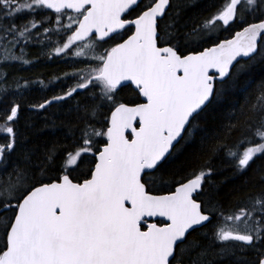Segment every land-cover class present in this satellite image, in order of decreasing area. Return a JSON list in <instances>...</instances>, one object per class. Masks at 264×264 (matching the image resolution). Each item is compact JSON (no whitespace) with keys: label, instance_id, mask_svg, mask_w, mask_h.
<instances>
[{"label":"snow or ice","instance_id":"snow-or-ice-1","mask_svg":"<svg viewBox=\"0 0 264 264\" xmlns=\"http://www.w3.org/2000/svg\"><path fill=\"white\" fill-rule=\"evenodd\" d=\"M196 2L0 0V66L31 63L25 49L45 40L87 65L66 74L75 82L63 94L32 105L85 95L71 148L28 149L13 126L19 103L0 123V264H264V81L212 130L201 126L264 63V0H220L212 14L188 16ZM6 76L0 98L20 93ZM197 136L207 159L176 180L168 165ZM221 156L259 177L258 191L233 193L227 207L213 180ZM157 179L167 194H153Z\"/></svg>","mask_w":264,"mask_h":264},{"label":"trees","instance_id":"trees-1","mask_svg":"<svg viewBox=\"0 0 264 264\" xmlns=\"http://www.w3.org/2000/svg\"><path fill=\"white\" fill-rule=\"evenodd\" d=\"M216 1L197 0L196 4L187 10V15L192 16L200 12L202 16H206L213 10L212 5ZM47 14L50 12L47 11ZM256 15L261 16V13H256ZM52 38L57 39L55 36ZM47 44L48 42L33 43L25 49L24 58L31 61L29 64H23L22 61H9L0 66V72L7 74L8 86L12 89L20 88L18 95L10 93L6 97L0 98V123H3L5 113L13 102L19 103L21 105L20 117L13 126L18 133L23 132L25 134L26 147L34 150L37 155H43L53 145L57 148L72 147L74 139L77 138L75 133L78 124V113L75 111L76 103L86 99L85 95H79L76 96L75 100L69 98L67 101L57 102L46 109L32 107V105L44 102L45 99H51L53 95L63 94L67 87L75 82L66 74L87 67L86 64L80 63L82 59L77 57L54 55L52 48L46 47ZM19 47L17 46V55H20ZM0 50H2L1 46ZM261 81H264V63L257 61L240 75L234 88L225 91L222 98L210 109L207 119L201 121V126L212 130L224 121L234 105L243 104L248 93L253 92L256 85ZM40 82H43V87L40 86ZM24 84H28V87L25 88ZM246 86L248 92H245ZM104 111L106 112L107 109ZM98 124L96 125L98 128L102 126L101 123ZM197 131L199 132V130ZM233 139H238V137H233ZM19 141L18 135L17 142L19 143ZM6 142L5 134L0 133V144ZM15 158L14 156L13 159ZM206 159L207 157L201 156L199 153V136H197L192 143L183 145L181 150L176 153L168 165V172L177 173L175 179L179 180L182 176L199 167ZM213 167L217 169L213 180L219 186L220 195L226 207L233 193L258 191V186L253 187L251 184L252 181L259 179L255 173L236 174L223 156L213 160ZM166 179L171 180L172 177L166 176ZM169 190V185L162 184L157 179L156 187L152 191L161 193Z\"/></svg>","mask_w":264,"mask_h":264},{"label":"flooded vegetation","instance_id":"flooded-vegetation-1","mask_svg":"<svg viewBox=\"0 0 264 264\" xmlns=\"http://www.w3.org/2000/svg\"><path fill=\"white\" fill-rule=\"evenodd\" d=\"M219 2H220V0H217L215 4H217V6H218V5H219ZM215 10H216V9H215V7H214L213 10H211L206 16L212 14ZM259 19H260V16H258V15H256V14H255V15H250V16L247 17V20H248L249 23H252V22H254V21H259ZM244 26H247V25L245 24ZM239 30H241V27H240L239 25H236V26H235L234 28H232L230 31H223L222 34H220V38L231 37V35H233L235 31H239ZM52 40H53V42L55 41L54 39H52ZM44 42H48V41L45 40ZM54 55H55V54H54ZM74 57H75V56H74ZM79 59H83V58H79ZM19 115H20V114H19ZM19 117H20V116H18V118H19ZM98 125H100V124H98Z\"/></svg>","mask_w":264,"mask_h":264},{"label":"water","instance_id":"water-1","mask_svg":"<svg viewBox=\"0 0 264 264\" xmlns=\"http://www.w3.org/2000/svg\"><path fill=\"white\" fill-rule=\"evenodd\" d=\"M259 22V21H258ZM254 23H256V22H254ZM241 60L242 59H247V58H240ZM153 194H155V193H153ZM167 194V193H166ZM149 220H157V219H160V220H163L164 218H160V217H154V218H148Z\"/></svg>","mask_w":264,"mask_h":264},{"label":"rangeland","instance_id":"rangeland-1","mask_svg":"<svg viewBox=\"0 0 264 264\" xmlns=\"http://www.w3.org/2000/svg\"><path fill=\"white\" fill-rule=\"evenodd\" d=\"M1 48H2V46H1ZM0 55H2V50H0ZM98 139V138H97Z\"/></svg>","mask_w":264,"mask_h":264}]
</instances>
